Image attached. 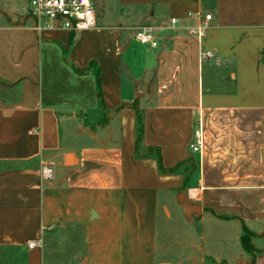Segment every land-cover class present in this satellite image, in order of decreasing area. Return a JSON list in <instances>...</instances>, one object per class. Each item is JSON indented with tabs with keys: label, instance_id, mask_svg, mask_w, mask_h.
Instances as JSON below:
<instances>
[{
	"label": "crops",
	"instance_id": "0c3cea01",
	"mask_svg": "<svg viewBox=\"0 0 264 264\" xmlns=\"http://www.w3.org/2000/svg\"><path fill=\"white\" fill-rule=\"evenodd\" d=\"M29 9L0 0V264H46V239L72 232L84 264H248L244 227L264 249V0H96L98 28L75 34L35 33ZM68 47L97 64L104 108ZM149 148L167 169L194 160L185 188L191 162L164 174Z\"/></svg>",
	"mask_w": 264,
	"mask_h": 264
},
{
	"label": "built area",
	"instance_id": "2783aa9c",
	"mask_svg": "<svg viewBox=\"0 0 264 264\" xmlns=\"http://www.w3.org/2000/svg\"><path fill=\"white\" fill-rule=\"evenodd\" d=\"M29 17L33 21V31L41 34L45 31H67L75 34L81 31L95 30L98 28V18L93 0H30ZM211 16L207 15L204 21L196 28L189 29L190 35L201 38L209 28ZM172 24H177V19L171 20ZM155 29L143 27L134 34V39L142 45L157 47L155 39ZM203 57L209 58L211 52H205ZM196 141L191 144V149L198 152L200 149V131L196 132ZM45 180L53 178V169L45 166L42 169ZM37 242L29 243V248L37 247Z\"/></svg>",
	"mask_w": 264,
	"mask_h": 264
},
{
	"label": "trees",
	"instance_id": "16d2710c",
	"mask_svg": "<svg viewBox=\"0 0 264 264\" xmlns=\"http://www.w3.org/2000/svg\"><path fill=\"white\" fill-rule=\"evenodd\" d=\"M73 43V39L70 40V46ZM68 53H69V47L64 49V57H65V61L74 69V71L77 74L83 75V74H88L93 72L96 76V80H97V87H98V97H99V101H100V105L102 108H104V102H103V96H102V89H101V79H100V72L98 69V66L95 62H91L89 64L88 67L86 68H78L76 66H74L72 63H70L68 61ZM143 135H144V123L142 121L141 118V114L138 113V136H137V146L142 142L143 139ZM150 153H156L157 157H158V162H159V167H160V171L164 174H173L178 172L185 163H190L191 162V167H190V171L188 174V177L186 178V181L184 183V188L187 186V181L189 176L191 175V173L196 169V164L194 162L193 159H187L186 161H183L181 163H179L176 167L172 168V169H167L163 166L162 164V159H161V154L159 149L156 148H149ZM1 170V167H0ZM258 237V235L252 231H250L249 229H247L246 227H244L243 229V233L241 236V245L243 250L250 256V261L248 264H256V258L259 254L264 252V249H258L254 242L255 239Z\"/></svg>",
	"mask_w": 264,
	"mask_h": 264
},
{
	"label": "rangeland",
	"instance_id": "374dc122",
	"mask_svg": "<svg viewBox=\"0 0 264 264\" xmlns=\"http://www.w3.org/2000/svg\"><path fill=\"white\" fill-rule=\"evenodd\" d=\"M26 5L30 6V0H24ZM93 6H96V0H93ZM77 233H69L68 237L64 236L60 243H52V246L49 244L52 241V238H47V263L46 264H84L78 260V256L84 251V245L80 240H76ZM75 240V241H74ZM72 242V243H71Z\"/></svg>",
	"mask_w": 264,
	"mask_h": 264
}]
</instances>
